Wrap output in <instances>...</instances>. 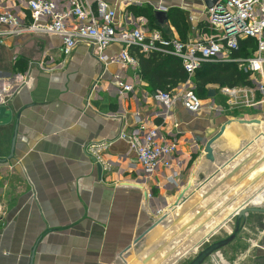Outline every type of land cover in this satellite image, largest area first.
I'll list each match as a JSON object with an SVG mask.
<instances>
[{"label": "crops", "instance_id": "crops-1", "mask_svg": "<svg viewBox=\"0 0 264 264\" xmlns=\"http://www.w3.org/2000/svg\"><path fill=\"white\" fill-rule=\"evenodd\" d=\"M107 1L120 13L130 6L127 2L150 5L156 12V6L167 11L180 7L198 32L207 31L202 25L204 0ZM157 24L153 28L149 21L151 29L181 39L169 20ZM61 46L60 37L44 34L0 43V102L12 115L0 126V212L7 221L0 230V264H30L32 258V264H169L175 252L181 259L215 236L220 237L211 243L232 238L215 253L223 264H264V212L240 216L230 211L221 223L209 226L239 197L251 198L264 184V103L242 111L226 107L218 114L208 108L215 96L208 93L200 96L202 112L193 114L177 101L164 129L178 124L179 151L143 185L152 193L150 211L166 217L122 259L120 253L153 221L143 190L119 184L142 179L135 154L120 134L136 125L137 113L152 125L164 124L156 116L161 106L146 99L154 91L138 67L124 72L134 91L119 97L111 82L121 71L118 64L101 62L88 41L67 56ZM120 50V44H113L106 53L113 56ZM184 82L173 89L180 92ZM215 138L210 154L206 147ZM176 159L184 165L173 183L169 176L177 169ZM189 183L184 199L171 209ZM187 202L192 207L185 216L180 209ZM167 220V239L160 240L171 241V246L161 263L154 241L156 229ZM207 226L209 231L196 240Z\"/></svg>", "mask_w": 264, "mask_h": 264}, {"label": "built area", "instance_id": "built-area-1", "mask_svg": "<svg viewBox=\"0 0 264 264\" xmlns=\"http://www.w3.org/2000/svg\"><path fill=\"white\" fill-rule=\"evenodd\" d=\"M131 4L127 2L128 6ZM156 7V10L167 11L162 6ZM202 25L207 31L183 41L151 29L144 15H135L127 9L120 13L107 0H11L9 4L0 0L1 44L10 37L26 34L54 35L61 38V51L67 56L80 42L88 41L94 45L101 62L119 65L121 71L111 77L119 97L134 91V85L124 74L129 68L139 67L133 49L144 54H172L181 59L188 74L182 90L158 89L150 96L146 95V99L152 97L161 106L156 116L162 117L164 124L152 125L137 113L136 125L120 134L135 154L144 184L151 181L159 168L179 151V139L174 131L178 124H174L172 130L164 129L177 101L193 114L204 109L193 81L203 63H235L241 70L259 77L249 78L250 84L240 87H221V94L228 96L226 106L210 101V112L221 114L226 107L241 109L264 103V0H219L212 7L206 6ZM246 38H253L256 42L251 55L235 56L241 40ZM113 44H120L121 50L109 56L106 50ZM175 164L177 169L169 176L173 183L177 182L184 160L176 159Z\"/></svg>", "mask_w": 264, "mask_h": 264}, {"label": "trees", "instance_id": "trees-1", "mask_svg": "<svg viewBox=\"0 0 264 264\" xmlns=\"http://www.w3.org/2000/svg\"><path fill=\"white\" fill-rule=\"evenodd\" d=\"M135 15H144L150 21L153 28L159 27L157 24L156 11L150 5L132 4L128 7ZM167 20L177 30L182 40L188 39L192 33V24L189 12L180 7H171L167 11ZM256 42L253 38L241 40L240 49L234 52L235 56H249L255 48ZM139 59V74L145 80L152 91L168 90L175 88L179 83L188 79V74L183 67L181 59L172 54L153 52L150 54L141 53L138 49H133ZM235 63L207 62L197 69L193 80L195 81V93L198 96L206 97L208 85H229L250 84L247 79L249 73L238 70Z\"/></svg>", "mask_w": 264, "mask_h": 264}, {"label": "rangeland", "instance_id": "rangeland-1", "mask_svg": "<svg viewBox=\"0 0 264 264\" xmlns=\"http://www.w3.org/2000/svg\"><path fill=\"white\" fill-rule=\"evenodd\" d=\"M191 24H192V33H191V35H190V37H192V38H195V37H197L198 35H200L201 33L200 32H198L197 30L198 29H196V26L191 22ZM238 70H241L239 67L237 68ZM251 77L252 78H259L257 75H253V74H249V76H248V80H249V78H250V80H251ZM249 80V81H250ZM194 81V80H193ZM195 82V81H194ZM242 85H244V84H239V86L238 87H240V86H242ZM209 88H211L212 90H215L216 92V94H215V96L213 97V98H210L211 100H209V101H216L217 103L219 102V101H217L216 99H218V100H220V98L222 99V103H227V97L228 96H226V95H223V94H221V92H220V87L218 88L217 86H212V87H210V86H208ZM209 93V92H208ZM238 110V109H237ZM241 111H242V108L240 109ZM226 133H228V132H226ZM229 136V135H228ZM228 136H226V137H228ZM259 145V144H258ZM110 164V163H109ZM108 164V165H109ZM143 176V175H142ZM150 182V181H149ZM147 183L146 185H149L150 183ZM138 183H140V184H142V185H144V180H143V177H142V179L138 182ZM146 188H148L149 189V187H146ZM256 190V193L254 194V196H252L251 198H249V199H247V200H245L244 201V198H241V197H239L237 200H236V202H235V204H233L232 206H231V209H229L226 213H224L222 216H221V218H215L214 219V221H213V223H211L209 226H210V228L212 227V226H214L213 224L214 223H216V224H219V223H221L222 222V220L224 219V217L226 216V215H228V213L230 212V211H232V212H238L239 211V209L240 208H242L243 206H245V203L247 202V203H249V204H251V205H256V206H261V205H263L264 203V184H262L260 187H258L257 189H255ZM148 195H149V197H152V193H151V190H150V193H148ZM151 195V196H150ZM261 203H263V204H261ZM192 207V205H191V202H187L186 204H184L182 207H181V209L180 210H182L183 212H184V215L186 216V214L190 211V210H188V209H190ZM2 213H4V211H3V209H2V211L0 212V230H2L3 228H5L6 227V219H4V216L5 215H3ZM175 215V214H174ZM174 219V217H172V220ZM188 219H189V217H187L186 219H184L183 220V222H188ZM171 220H167L164 224H162L161 226H159L157 229H156V238H155V241H154V244H156L157 243V245L155 246V248H156V251H157V256H158V260H160V262L162 263V262H164V261H166V251L170 248V246H171V241H168V242H164V244H162L161 243V240H160V238L162 237L163 239H164V241H166V239H167V237L165 236L167 233V231L169 230V228H166V225H167V223L168 222H170ZM174 223H176V222H174ZM209 226H207L204 230H203V232H201L199 235H198V237L196 238V240L198 239V240H200L203 236H204V234L206 233V232H208L209 231ZM212 229V228H211ZM218 237H220V236H215V237H213V238H211V242L212 241H214V240H217V238ZM208 243V244H204V246H202L204 249L206 248V247H208L209 246V244L211 245L212 243ZM215 243V242H214ZM202 247L199 249V251L198 250H196V247L193 249V251H191V252H189V253H187L186 254V256L185 257H181V259H176V252L174 253V256L173 257H169L168 258V262L167 263H171V262H173L174 264H189L193 259H195V257L198 255V253H200L203 249H202ZM207 261V260H206ZM206 261L203 263V264H223L222 262H221V260L219 259V258H216V261H215V263L214 262H207L206 263Z\"/></svg>", "mask_w": 264, "mask_h": 264}, {"label": "water", "instance_id": "water-1", "mask_svg": "<svg viewBox=\"0 0 264 264\" xmlns=\"http://www.w3.org/2000/svg\"><path fill=\"white\" fill-rule=\"evenodd\" d=\"M219 0H204V3L207 7H212L216 2H218ZM156 18L157 20L160 22V23H163L166 19H167V14L165 11H161V10H158L156 12ZM215 90H211L209 92V96H214L216 93ZM12 115L7 113V110H6V107L0 102V126L3 124L4 120H7L9 118H11ZM258 122V121H256ZM260 122V121H259ZM216 140L213 139V141H211L207 147H206V151L210 154H212V143ZM212 156V155H210ZM0 161H3L2 159H0ZM98 171H99V174L101 175V172H102V166L100 164H98ZM194 173L192 174V177H193ZM119 184H122V185H126V186H134V187H137L141 190H143V193H144V197H145V207H146V211L149 215V217L152 219L153 223L152 225L147 229L145 230L141 235H139L133 242L132 245H129L123 252L120 253V258H124V254L126 252H128V250H130L132 248L133 245H136L141 239H143L148 233L150 230H152V228H154L156 225H158L159 223H161L166 215H159V214H153L149 207H148V193L145 189V187L140 184V183H134V182H120ZM191 187V183L188 184V186L186 187V189H184L181 194L178 196L177 198V201L174 203V205L171 207L174 208L176 206L179 205V203L184 199V193ZM248 211H256V212H264V208H260V207H257L256 205H245L243 206L238 212H237V215H244L245 213H247ZM232 238L230 237L229 239H225V240H222V241H219V242H215V243H212L211 245H209L208 247H206L205 249H203L200 253H198V255L195 257V259H193L189 264H203L207 258L211 257L213 259V261L215 262L216 261V256H215V253L220 249L222 248L223 246H225L227 243H229V241L231 240ZM202 245V244H201ZM200 247V246H198ZM198 249V248H197ZM33 263V258L31 259V262L30 264Z\"/></svg>", "mask_w": 264, "mask_h": 264}, {"label": "bare ground", "instance_id": "bare-ground-1", "mask_svg": "<svg viewBox=\"0 0 264 264\" xmlns=\"http://www.w3.org/2000/svg\"><path fill=\"white\" fill-rule=\"evenodd\" d=\"M240 209H241V208H240ZM240 209H239V210H240Z\"/></svg>", "mask_w": 264, "mask_h": 264}]
</instances>
